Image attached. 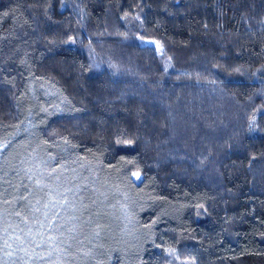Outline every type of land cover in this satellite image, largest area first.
<instances>
[{
    "label": "trees",
    "instance_id": "obj_1",
    "mask_svg": "<svg viewBox=\"0 0 264 264\" xmlns=\"http://www.w3.org/2000/svg\"><path fill=\"white\" fill-rule=\"evenodd\" d=\"M26 136L61 218L12 217L0 264H264V0H0L2 152Z\"/></svg>",
    "mask_w": 264,
    "mask_h": 264
},
{
    "label": "rangeland",
    "instance_id": "obj_2",
    "mask_svg": "<svg viewBox=\"0 0 264 264\" xmlns=\"http://www.w3.org/2000/svg\"><path fill=\"white\" fill-rule=\"evenodd\" d=\"M24 140V144L18 147L14 146L8 149L6 152H2L4 143H0V153H4L3 156L0 154V157L6 156L4 166H7L9 169L13 170L17 166L20 172L19 175L21 174L11 186L13 195L7 194L9 195L10 199H6V196L2 197L0 195V230L1 228L10 229L14 233V235L11 233L14 241L16 242V239H19V242L17 241L19 247L24 246V249L27 250V247L30 246L29 234L26 236L25 244L23 245L22 239L16 235V233L19 234L22 231L30 232L31 227L28 225V221L26 220H24L26 222L22 224L17 225L15 224V221L13 224L12 217L25 214V217H27L30 222V219L33 218L34 213L36 215L40 213V215L43 216L42 222L51 219V214L54 212H52V210L56 207V205L54 202H51L48 199L45 188L47 186V180L50 176H54L56 182L59 181L60 170L59 168L56 171H50L48 168L45 170L46 166L43 164L39 153H33L31 150L32 140L29 139L28 136H26ZM2 141H4L3 138ZM44 172H46L45 176L42 174ZM24 189L29 191V197L24 203L21 202L19 209L15 211L14 197L17 193ZM22 193L25 194L24 191H22ZM56 210L57 211L54 212V216L57 217V219H60L61 212L59 208ZM5 244L6 243L4 242L2 243L0 246V251L6 247ZM16 259H22V257ZM177 263L179 262L176 261V264Z\"/></svg>",
    "mask_w": 264,
    "mask_h": 264
}]
</instances>
